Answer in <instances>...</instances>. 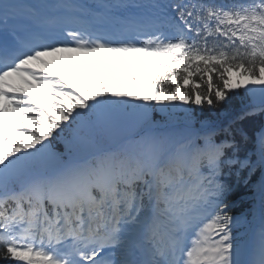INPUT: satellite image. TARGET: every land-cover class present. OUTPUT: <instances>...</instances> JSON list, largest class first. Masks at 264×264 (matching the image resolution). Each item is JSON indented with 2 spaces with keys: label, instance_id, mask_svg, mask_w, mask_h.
I'll return each instance as SVG.
<instances>
[{
  "label": "snow or ice",
  "instance_id": "snow-or-ice-1",
  "mask_svg": "<svg viewBox=\"0 0 264 264\" xmlns=\"http://www.w3.org/2000/svg\"><path fill=\"white\" fill-rule=\"evenodd\" d=\"M257 116L264 0H0V264H264Z\"/></svg>",
  "mask_w": 264,
  "mask_h": 264
},
{
  "label": "trees",
  "instance_id": "trees-1",
  "mask_svg": "<svg viewBox=\"0 0 264 264\" xmlns=\"http://www.w3.org/2000/svg\"><path fill=\"white\" fill-rule=\"evenodd\" d=\"M238 105H239L238 98H234L232 104L225 106L223 113L217 112L213 118L217 116L220 119L226 118L230 113H232L235 110L236 107H238ZM197 112H199V110H197ZM204 115H208V114L205 113ZM157 119H160L159 115H157ZM254 119H255L256 124L259 125V123L264 120V117L257 116Z\"/></svg>",
  "mask_w": 264,
  "mask_h": 264
}]
</instances>
